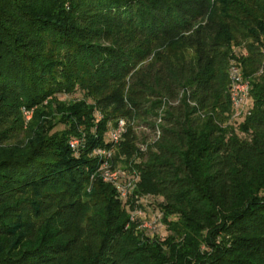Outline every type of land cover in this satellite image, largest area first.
I'll list each match as a JSON object with an SVG mask.
<instances>
[{"label":"trees","instance_id":"trees-1","mask_svg":"<svg viewBox=\"0 0 264 264\" xmlns=\"http://www.w3.org/2000/svg\"><path fill=\"white\" fill-rule=\"evenodd\" d=\"M126 89L131 119L179 102L130 174L165 237L131 221L93 156L111 146L97 110ZM78 90L93 103L60 99ZM135 152L129 132L114 160ZM0 264H264V0H0Z\"/></svg>","mask_w":264,"mask_h":264},{"label":"rangeland","instance_id":"rangeland-1","mask_svg":"<svg viewBox=\"0 0 264 264\" xmlns=\"http://www.w3.org/2000/svg\"><path fill=\"white\" fill-rule=\"evenodd\" d=\"M127 91L126 89L122 96H119L115 99H112L110 106L108 108H102L97 110L98 119H105L109 126V131L105 135V140L111 143L109 148H96L93 152V156H97L99 154H105V152H110L112 157L109 159V164L112 172L121 171L126 176H130L133 173V170L136 169V164L141 163L140 154L146 152L149 148H152L154 143L157 141L158 132L153 130L152 125L160 124V117L163 115L168 107H175L178 105V101L173 102L168 98H164L163 104L164 107L162 109L157 110L158 117L151 119H138V118H127L124 113V109H122V105L127 103ZM184 94V91H180V100ZM61 100L67 101H77V100H88V103H93L91 99H87L85 94L78 90L72 96H61ZM165 108V109H164ZM33 111L24 110V116L26 118V122H29L32 118ZM246 116L239 119L240 121L245 120ZM114 130H121V139L117 143H112L111 141V132ZM129 132H133L135 136V155L127 159L123 156L118 157L117 160H114V154L117 148L125 140V135L129 134ZM139 155V157H138ZM123 160V161H122ZM101 177V173H98ZM103 179V177H102ZM104 181V180H103ZM105 182V181H104ZM107 183V182H105ZM110 184V183H107ZM112 185V184H110ZM113 186V185H112ZM114 187V186H113ZM124 204L126 209L131 214V218L134 217L135 220L132 222H138L139 229L145 223L150 224L152 219L158 215H162L158 210V197L154 194L150 193H141L138 191V187L131 190L128 194V198L124 200ZM153 234H159L160 236L165 237L167 234V227L163 225L161 229H158L156 232H152Z\"/></svg>","mask_w":264,"mask_h":264},{"label":"built area","instance_id":"built-area-1","mask_svg":"<svg viewBox=\"0 0 264 264\" xmlns=\"http://www.w3.org/2000/svg\"><path fill=\"white\" fill-rule=\"evenodd\" d=\"M250 95V83L243 78L241 70L233 64L229 73V97L233 111V118L241 119L244 116L249 115L248 110L251 104ZM121 134V130L112 131L110 135L112 143H117L121 139ZM81 146V140H74L71 142V147L74 149ZM97 156L102 158L99 172L101 173L103 180L112 184L116 188L120 199L123 201L126 200L129 192L134 190L137 185L138 177L135 175L136 173L133 174L134 176H126L124 172L122 173L120 170L112 172L109 164V159L112 157L110 152H105V154L97 153ZM134 220L135 218L132 217L131 221ZM161 227H163V223L161 222V216L158 215L152 219L150 224L145 223L142 225L141 229L156 232L158 229H161Z\"/></svg>","mask_w":264,"mask_h":264}]
</instances>
